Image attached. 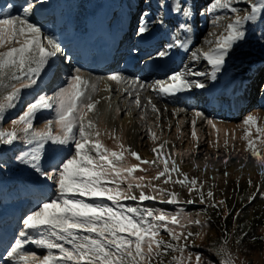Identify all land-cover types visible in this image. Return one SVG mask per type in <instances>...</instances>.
<instances>
[{
    "label": "snow or ice",
    "instance_id": "6c2138e0",
    "mask_svg": "<svg viewBox=\"0 0 264 264\" xmlns=\"http://www.w3.org/2000/svg\"><path fill=\"white\" fill-rule=\"evenodd\" d=\"M43 2L25 0L19 12L3 13L0 18V89H3L0 92V121L21 100L23 89L37 85L50 61L61 51L59 43L30 19L35 6ZM165 6L170 12L182 15L185 21L193 15L186 0H171L170 4L161 5ZM205 12L212 14L213 31L205 37L204 46L195 48L190 55L194 63L206 62L210 71L186 66L171 72L164 80L152 83L130 79L121 73H112L107 77L117 85L116 91L126 94L125 99L138 110L139 119L145 121L146 132L154 144L152 152L155 159H142L131 146L124 145L115 129L101 131L98 120L94 118L100 103V100L95 99L99 78L93 80L85 76L80 68L73 69L65 84L52 96L38 95L29 102L22 114L11 121L12 130L0 128V145L10 146L19 140L29 146L17 159L40 177L51 181L56 189L54 199L43 201L23 219V227L6 253L13 264H164L162 257L172 253L179 255H172L168 264H191L193 255L195 264H216L213 260L202 261L199 253L189 252L187 256L184 255L189 247V237L199 235L191 231L185 233L184 229L191 224L200 225L199 220L189 219L185 224L182 210L170 214L164 210L157 212L124 203H143L157 199L168 204L195 202L192 199L180 201L179 193L152 183L153 180L161 181V178L164 185L178 184L182 188L186 187L190 196L196 191L199 202L205 203L203 182L196 178L189 179L186 173L180 171L171 154L165 156L160 151L165 148L167 141L156 145L159 137L156 131L147 127V114L150 110L159 121L160 109L152 96L141 95L151 91L159 99L178 97L193 89H204L207 86L206 80L217 78L230 52L246 39L249 26L264 21V0H210ZM150 15L144 13L141 16L136 29L138 36L148 33L153 24H164L162 18L149 20ZM179 27L184 29L187 24L181 23ZM174 46L187 50L185 42L176 39L166 49L158 51L154 58H167L170 55L169 49ZM65 59L67 61L68 58ZM106 90L112 92L111 88ZM105 99L109 101L111 111V95ZM48 110L54 112V116L46 118L43 129H35L34 120L37 115ZM114 110L120 115L121 109L118 106ZM179 111L181 109L176 110ZM195 117L202 118V113L196 111ZM207 123L216 129L213 120L208 119ZM242 124L245 126L242 139L247 141L245 150L256 159L259 167L264 168V156L255 147L256 141L251 139V129H255L259 142L264 144V126H260L252 114L247 115ZM195 125L196 120L193 119V140L198 139ZM102 135L113 139L119 151L107 147L100 139ZM224 144L227 147V139ZM66 149L70 150L68 155L64 154ZM126 152L139 164L125 166L123 161ZM161 156H164L163 167L157 168L155 176L148 179L145 175H134L137 171L146 173L148 169L141 165H156ZM224 164H228L227 158ZM173 173L183 178L173 179ZM224 176H228L227 171ZM206 195L211 199L213 192L209 190ZM218 203L222 205L224 202ZM210 206L218 205L213 203ZM177 228L180 230L177 231ZM161 231L168 234L170 241L162 238ZM27 244L44 249L45 254L27 252ZM226 244L227 241L223 240L216 253L219 264H234Z\"/></svg>",
    "mask_w": 264,
    "mask_h": 264
},
{
    "label": "rangeland",
    "instance_id": "374dc122",
    "mask_svg": "<svg viewBox=\"0 0 264 264\" xmlns=\"http://www.w3.org/2000/svg\"><path fill=\"white\" fill-rule=\"evenodd\" d=\"M122 1L124 0H65V2L64 0H44L43 3L35 6L37 12L34 13L33 11L30 18L42 15L44 7L51 11L49 15H55L45 22L46 26L43 29H56L57 42L61 51L66 52L68 50L67 54H64L60 59L59 65L63 70L56 71L55 75L58 82L55 86L47 82L48 86L46 88L39 86L42 79L50 80V72L46 69L37 85L23 89L21 100L14 108L6 112L3 121H0V128L5 131L12 130L11 121L22 114L29 102L33 101L38 95L52 96L59 87L65 84L73 69L80 68L85 76L99 78V90L95 94V99L100 100V103L97 105V114L94 118L98 120L101 131L115 129L124 145L131 146V149L139 153L142 159L151 161L156 158L152 152L153 141L146 132L145 121L139 119L138 110L129 100L125 99L126 94L122 91H116L117 85L107 77L112 73H121L130 79H140L152 83L156 80H164L172 72L171 69L173 71L180 69L177 66L180 60L179 57L173 58L167 67H144L151 58L156 56L158 51L166 49L169 44H173L174 40L181 37V28L178 22L174 16L168 14L167 6L161 7V5L168 4L167 0H136L133 14L127 17L130 24L127 28L128 31H125L124 38H122L118 47L119 52H121L118 62L106 72L89 71L82 65L84 57L81 59L77 57L72 60L74 53L79 51L78 47L76 49V43H70L66 47L62 46L64 39L70 37L65 33L71 23L66 19L68 8L75 11L80 3L83 4L82 10L77 14L78 20L82 21L83 19L94 25L95 28L99 27L102 33H97L96 36L104 39L107 38L108 34L102 30L103 22L101 23L99 19L98 21H95V19L91 21L90 16L92 13L89 9L96 8L99 16L101 15L104 18V8L109 7L112 13L106 17L107 20L104 23L113 25L121 16V10L118 11L116 8L121 7L120 3ZM20 2L16 6L17 0H0V18H2L3 13L15 14L19 12L20 6L25 3V0ZM186 3L189 8L193 7L195 11V15H192L189 21L191 27L197 32V37L189 52L184 55L183 63L197 70L210 71V67L206 62L194 63L190 55L195 48L204 46L205 37L210 31H213L212 14L205 12L210 0H195L193 3L186 0ZM237 6L247 7V5ZM144 13L151 14L148 17L149 20L162 18L165 21L164 24H153L150 30L161 32L160 30L163 29L164 32L169 33V37L157 35L160 37L145 44L144 51L141 54H134L138 48L135 39L138 36L136 29ZM62 18H64V21L59 24V20H62ZM72 22L73 25L76 24L74 21ZM87 32H89V29ZM74 33L75 31H72L71 36L75 35ZM262 34H264V21L249 26L246 39L237 44L232 50L236 51L237 55L244 54L248 56L232 84L236 89L234 87L233 90L229 89L228 91V93L234 94V100L224 95L217 97L211 95L210 90L216 82L225 80L220 76V72L215 80H206L207 86L204 89H193L191 92L194 95L190 98L179 97V99L161 103L154 92L141 93L142 96H152L160 109L159 121L156 120V114L150 110L147 114V127H151L156 131L159 137L156 145L158 146L167 141L165 148L160 151L165 156L171 154L172 158L177 161L180 171L186 173L189 179L196 178L198 181L203 182L202 191L205 194V203L199 202V195L196 191H193L190 196L186 187L182 188L178 184L174 186L162 184L163 178H161V181L153 180L152 183L179 193L178 198L180 201L192 199L195 202L192 204H168L161 203L157 199L144 201L143 203L138 201H126L124 203L157 212L164 210L170 214L182 210L185 224L189 219L199 220L200 225L191 224L184 229L185 233L188 231L194 234L199 233L198 236L189 237L187 241L189 247L184 255L187 256L189 252L199 253L204 262L213 260L216 261V264H219L216 253L222 246L221 242L226 240V247L234 260V264H264V175H261V173H264V168L259 167L256 159L249 151L245 150L247 141L242 139L245 131L242 121L247 115L252 114L257 118L259 125L264 126V35ZM105 41L99 50H107L106 46L108 44L106 45ZM43 42L46 44V41ZM150 48L153 50L148 51ZM84 49L88 50L90 48L84 46ZM171 49H169V52ZM135 55H138L137 58ZM66 57L68 58L67 61ZM53 64L54 60L52 59L50 66H54ZM119 65L124 68L123 71L119 70ZM243 78L245 79L243 80ZM199 79L205 80L204 77ZM241 79L242 82H240ZM107 88H111L112 92L107 91ZM0 92H3V89H0ZM109 95L112 97L111 111L109 110V101L105 99ZM117 106L121 109L120 115H117L114 110ZM177 109H181V111L176 112ZM196 111L202 113V118L195 117ZM174 112L176 114H173ZM53 116L54 112L51 110L39 113L34 120V128L37 130L43 129L46 118H52ZM193 119L196 120L197 140H193L191 136ZM208 119L216 123V129H213L207 123ZM177 125H179V132L177 131ZM251 131V139L256 141L255 147L260 155L264 156V144L259 142L260 138L255 129H251ZM100 139L107 147L119 151L114 140L108 135H102ZM225 139L228 140L227 147L224 144ZM28 148L29 146L19 140L10 146L0 145V155H7L6 159L0 160V237H2V242H0V264H13L6 253L23 227V219L36 210L43 201L56 197V189L51 181L40 177L34 170L20 163L17 159ZM67 150L69 149L65 150V155L69 154H67ZM124 155L125 160L123 163L125 166L139 164V161L127 152ZM49 156H51L50 150ZM225 158L228 159L227 165L224 164ZM163 159L164 156H161L156 165H141L142 168H147L148 171L146 173L137 171L134 175H145L150 179L156 175L157 168L162 169ZM197 165L199 167H196ZM205 165H207L206 169ZM48 166L50 164L46 165V167ZM225 171L228 172L227 177L224 176ZM172 177L173 179L183 178L182 176L178 177L176 173H173ZM249 180H251V185ZM209 190L213 192L211 199L207 198L206 195ZM220 201L224 203L220 205L218 203ZM107 203L110 204L111 202ZM213 203L218 206L211 207L210 205ZM179 230L177 228V231ZM33 235L35 234L33 233ZM161 236L165 241H170V237L166 232L161 231ZM171 242L177 243L176 241ZM25 250L40 255L45 254L44 249L33 244H27ZM172 255H179V253L162 257L164 264H168ZM191 264H195V255L192 256Z\"/></svg>",
    "mask_w": 264,
    "mask_h": 264
},
{
    "label": "bare ground",
    "instance_id": "6f19581e",
    "mask_svg": "<svg viewBox=\"0 0 264 264\" xmlns=\"http://www.w3.org/2000/svg\"><path fill=\"white\" fill-rule=\"evenodd\" d=\"M21 0H17L18 3H16V6H18L21 2ZM189 3H193L195 0H187ZM34 2V1H33ZM65 2V0H64ZM123 3V5H122ZM167 3L170 4L171 0H167ZM135 4H136V0H124L120 3L121 7L116 8L118 11L121 10V16L118 18L117 21H115V23L113 25L110 24H106L104 23V21H106V17H108V15H111L110 13H112V10L109 7L104 8L103 11V17H101V15L99 16L98 14V10L96 8H90V13L91 14V21L93 19H95V21H99L102 23L103 22V26H102V30L103 32L107 33V38L103 37H97L96 34L101 32V29L95 28L94 25L89 24L87 21H84L82 19L78 20L77 18V14L80 10H82L83 4H79V7L73 11L72 9H69L68 7V17H66L67 21H71V23L68 26V30L65 31L66 35H70L69 38H65L64 42H63V47H66L68 44L70 45V43H76V49L78 47L79 51L74 53V56L72 57V60L76 59L77 57H79L80 59L82 57H84L83 60V66L86 67L89 71L91 72H106L108 71V69H110L111 67H113V65L116 64V62H118V58L121 52H119L120 50L118 49L119 45H120V41L122 40V38H124L125 35V31H128V27H129V23H128V16H131L135 10ZM190 9H192L193 11V15H195V11L194 8L191 7ZM116 10V11H117ZM34 11V13L37 12V8H34L32 10V12ZM167 12L169 15L174 16L175 20L178 22V24L180 25L181 23H186L187 27L183 29H181V37L179 38L180 41L185 42V47L187 50L184 49H179L177 47H174L170 50V55L167 58H159V59H155V58H151V60H149V62L147 64L144 65V67H148V66H153L154 68H163V67H167V65H170L171 61L173 58L179 57L180 60L178 62L179 66V70L185 68L187 65L183 63V57L184 55H186L192 44L195 43L196 37H197V32L191 27L190 25V21L187 20L185 21V18L182 15H177L174 14L172 12L169 11V8L167 7ZM49 13H51L50 10H48L47 8H43L42 11V15H39L36 18H30L31 21L33 23L38 24L39 26H41L42 30L44 31V33L50 35L52 38H54L56 41L58 40L55 30L54 28H52L53 30H46L43 29L46 25L45 22L49 21L51 19V17H54L55 15H49ZM67 16V15H66ZM100 17V18H99ZM112 17V16H111ZM65 18V16H64ZM64 18H62V20H59V24H61L62 21H64ZM173 18V19H174ZM74 21L76 24L73 25ZM53 27V26H52ZM89 29V32H87V30ZM75 31V35L71 36V32ZM161 32H153V31H149L148 33H146L143 36H137L136 42L138 45V48L136 50V53L134 52V54H141L144 50L143 48L145 47V44H147L148 42H152L153 40L159 38L161 35L162 36H166L169 37V33L168 32H164L163 29L160 30ZM110 32V33H109ZM88 33V34H86ZM102 33V32H101ZM160 35V36H157ZM172 37V36H171ZM105 41L106 45L108 44L107 50L106 51H102L99 50L101 48V46L103 45V42ZM175 41V40H174ZM91 44H93L91 46ZM84 46H89L90 49L86 50L84 49ZM72 49V48H71ZM105 49V47H104ZM153 50L152 48H150L148 51ZM72 51V50H71ZM68 50H66V52H64L65 54H67ZM138 55H135V57L137 58ZM126 57V56H124ZM248 58L247 55H237L236 51H231L229 56L226 58V62L225 65L223 67V69L220 71V76H226V79L223 81H217L216 84L214 85V87L210 90L211 95H216L217 96H225L228 97L232 100H234V94L232 93H228L229 89L233 90L234 89V85L233 82L235 81V77L238 75L240 69L242 68V64L244 61H246ZM124 62V60H123ZM101 66V67H99ZM119 70L123 71L122 67H120L119 65ZM126 68V67H125ZM59 69H61L60 65H59ZM63 70V69H61ZM173 72V69H171ZM160 73V71H159ZM51 73H49L50 76V80L48 79H42L40 81L39 86H43L44 88H46L48 86L47 83L52 84V86L56 85L58 80L56 79V75L53 73L52 75H50ZM98 77H93V80H96ZM53 79V81H51ZM245 78H243L244 80ZM47 82V83H46ZM52 82V83H51ZM242 82V79L241 81ZM46 83V84H45ZM236 89V87H235ZM193 93L190 92H186L183 94H180L178 97H165V98H159L158 101L163 103V102H167L170 100H175V99H179L182 97L185 98H190L193 97ZM245 98V96H243ZM241 100V99H239ZM135 134H136V129H135ZM69 153V150H67V154ZM0 242H2V237H0Z\"/></svg>",
    "mask_w": 264,
    "mask_h": 264
},
{
    "label": "trees",
    "instance_id": "16d2710c",
    "mask_svg": "<svg viewBox=\"0 0 264 264\" xmlns=\"http://www.w3.org/2000/svg\"><path fill=\"white\" fill-rule=\"evenodd\" d=\"M6 156H7V155H5V154L0 155V160H4V159H6Z\"/></svg>",
    "mask_w": 264,
    "mask_h": 264
}]
</instances>
